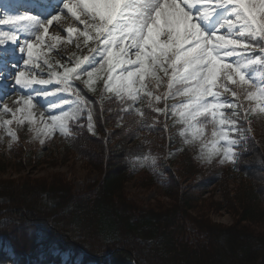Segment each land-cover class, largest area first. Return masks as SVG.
Returning a JSON list of instances; mask_svg holds the SVG:
<instances>
[{"label": "trees", "instance_id": "16d2710c", "mask_svg": "<svg viewBox=\"0 0 264 264\" xmlns=\"http://www.w3.org/2000/svg\"><path fill=\"white\" fill-rule=\"evenodd\" d=\"M79 81L74 89L88 102L94 134L74 127L56 155L76 152L101 178L79 191L60 177L21 176L20 159L15 166L0 159V264H264V115L249 116L252 131L235 164L204 168L181 139L177 117L154 122L149 109L142 106L140 118L130 104L131 113L117 121L121 107L113 94L100 93L103 81L95 91ZM31 154L23 165L48 160L42 152ZM146 154L158 158V169L143 168L150 176L138 180L158 183L167 204L142 207L126 193L129 177L140 174L131 159ZM10 169L20 174L15 181L5 178ZM195 175L201 180L188 185ZM208 191L217 193L215 202L201 198ZM221 208L230 225L208 221Z\"/></svg>", "mask_w": 264, "mask_h": 264}, {"label": "snow or ice", "instance_id": "6c2138e0", "mask_svg": "<svg viewBox=\"0 0 264 264\" xmlns=\"http://www.w3.org/2000/svg\"><path fill=\"white\" fill-rule=\"evenodd\" d=\"M8 7L4 6L0 25L10 28L0 30V49L6 54L11 45L16 56L5 61L0 72V128L10 142L18 139L9 127L14 122H27L34 138L55 132L69 136L70 121L80 118V105L86 102L79 90L76 101L58 94L71 96L74 80L89 91L102 80L121 103L146 98L147 106L159 115L167 117L171 110L183 125L179 134L191 138L184 143L199 142L200 158L208 162L219 157L222 164H235L242 155L237 148L252 131L249 116L264 115V71L254 74L256 66L264 69V0H57L50 11L25 15L10 14ZM62 16L82 27L59 28ZM53 27L58 28L55 35L50 34ZM81 40L88 54L69 57L63 65L56 61L62 71L53 70L45 50L74 42L79 49ZM41 60L49 70L47 79L37 78L36 69L43 71ZM12 91L19 93L15 109L3 104ZM177 97L182 98L179 103H166ZM161 102L163 108L158 106ZM70 103L76 107L65 110L63 105ZM37 104L47 106L46 117L41 112L36 118ZM56 109L58 114H53ZM135 111L145 115L139 108ZM5 114L12 119H3ZM88 120L92 130L90 110ZM209 126L212 139L206 140ZM135 159L141 165L154 164L148 154Z\"/></svg>", "mask_w": 264, "mask_h": 264}, {"label": "rangeland", "instance_id": "374dc122", "mask_svg": "<svg viewBox=\"0 0 264 264\" xmlns=\"http://www.w3.org/2000/svg\"><path fill=\"white\" fill-rule=\"evenodd\" d=\"M0 1L2 2L4 0H0ZM6 1L9 2L8 3L9 7L7 8V11L10 14H20V15L43 14L47 11H50L52 8V5L54 4V1H50L49 3H45L41 0H30V1L34 2V4H35L34 8H31V6L29 5V3H27L26 0L22 1V2H21V0H6ZM21 5H23L21 8L28 7L26 10L30 11V12L19 11L18 6H21ZM2 17H3V15L0 14V18H2ZM61 20H63L62 24H61ZM67 24H68V27H72V26L82 27L81 25L78 24V22H75L72 18H64L62 16L60 21H59V27L61 25H67ZM9 28H10V26H8V25H0V30H8ZM57 31H58V28L55 27L54 33H52V35H55ZM10 48H11V50L8 51L9 54L16 52V50L14 49L13 46H11ZM66 48H69V49L75 48V42L72 44H63L62 43V44L58 45L57 49L53 50L52 52H47L45 50V58L49 59L50 62L56 61L61 57V55H65L64 51ZM82 51H83V49L79 50L77 53L80 54ZM7 56L11 60H13L15 57L12 54L7 55ZM6 61H10V60L6 59ZM39 63L43 67V71L41 72L40 69H36L37 72H40V75H38L37 78L38 79L49 78L48 77V71L49 70H46L45 66L43 65V60L39 61ZM259 73H260L259 71H256L254 74L258 75ZM165 83H166V81H165ZM48 87L49 88L51 87L50 89H52L56 86L50 85ZM159 91L162 93L163 91H165V88L162 87ZM58 96H64L65 98H68L71 101L77 100V97H75L73 94L70 96L68 93L62 92V94L60 95V93H59ZM17 98H18V95H16L15 97L7 96L3 100V104L8 105L9 108L15 109V107L19 106L17 104H14V101H16ZM48 99L55 101L57 99V97H49ZM181 99L182 98L177 97L175 99H168L167 101L179 103V101ZM0 107H2V105H0ZM39 107H40L39 104H37L34 107V109H33L34 115H35V113H39L38 112ZM75 107H76L75 103H70L69 105H63V108L65 110L74 109ZM80 107L82 108V112H81L79 119L85 118L86 123L89 124L88 114H87L85 105L84 104L80 105ZM58 112H59V109L53 110V114H58ZM45 117H46V115H45ZM36 118L39 119L40 115L36 114ZM3 119H12V117L10 114H5L3 116ZM72 122H74V121H70V124ZM9 127H11V128L17 127L19 129L18 133L16 132L18 139L10 142V137L5 134L4 129L0 128V137H2V139H0V159L3 163L13 165V166H15L14 161H18L20 159L22 165H20L19 168L21 169V171L23 170L21 176L22 175L28 176L32 180H47V179H51L52 177H58V178L60 177V178L64 179L67 183H70L69 185H71L72 187H74L76 190H79V191L86 186L87 182L89 183V182L95 181V183H96V181H99V179L101 178V176L97 172H95L94 170H90V166L87 165L86 162L83 160V158H81L76 152L73 155L70 154V156H68L66 158L61 157L62 153L56 155V152L59 149H61L65 144V143L58 142V140L66 137L64 135H61L59 132L53 133L51 135V137L34 138L33 133L31 131H29V126H28L27 122H25V124L22 126H18L14 122ZM128 131H129L128 125H125L124 126V132L126 133ZM180 137L183 141L185 140V138L191 139L190 137H182V136H180ZM19 138H22V141L19 140ZM41 139H44V141H45L43 144H41V142H40ZM205 139L206 140L212 139L211 130L207 129ZM186 145L188 148L193 150L194 160L197 161L204 168H206L207 165L214 164V163L218 166L229 165L228 162H225L223 164L220 163L219 157L214 158L211 162H208L206 160L201 159L200 158V144H199V142L189 143ZM111 146H112V144L109 145V147H111ZM52 151L55 152L54 155H51ZM41 152L43 154L48 155V158H47L48 160L43 162L42 165L38 164V163L34 164L31 167H27L26 164L23 165V162H22L23 156H25V155L28 156L31 153H33L34 155H38ZM177 156H176V158H177ZM14 159H16V160H14ZM151 159L154 160V164H155L156 163L155 158H151ZM131 161L135 162L137 160L132 158ZM107 163L109 164L110 168L115 167L114 162L111 163L110 161H107ZM154 164L149 163L146 165H154ZM16 167H18V166H16ZM142 167H143V165H141L139 163L135 164V166H133V169L135 170V172L140 173V174L129 177L131 181L128 184V188L126 190V193L129 195V197L131 199H133V201L141 203L142 207H148L149 205H156L157 203L158 204H167L168 200L163 195V190H162L163 188L158 183H156V182L154 183L153 181L151 183V181H149V179H146V178H144V180L141 182V180H142L141 176L143 174H147V173L142 172V171H144V169ZM4 168H5V166H4ZM124 170H126V169H124ZM18 176L20 177V174H18L17 172H15V170H12V169L7 171L5 174V178H9L10 180L12 179L13 181L18 179ZM148 176H150V175H148ZM138 179H141V180L139 181ZM200 180H201V176L195 175L188 181V185L189 184L195 185ZM194 191H196V190H194ZM194 191H192V192H194ZM216 194L217 193H214L213 191H208V192L202 193L201 198H205L207 200V202L212 203V202H215V200H216ZM214 195H215V197H214ZM194 198H196V197H194ZM232 220H233L232 217L229 214H227L226 211H224L222 208L217 209V210H215V212H211L208 214V221L211 223L230 225L232 223ZM189 230L190 231H187L185 233L186 236L187 235L189 236V234L192 233L191 228H189Z\"/></svg>", "mask_w": 264, "mask_h": 264}, {"label": "bare ground", "instance_id": "6f19581e", "mask_svg": "<svg viewBox=\"0 0 264 264\" xmlns=\"http://www.w3.org/2000/svg\"><path fill=\"white\" fill-rule=\"evenodd\" d=\"M50 1H53V0H43V2H47V3H49ZM55 2L54 3H56V1L57 0H54ZM70 18V17H69ZM63 23V20H61V24ZM54 28L55 27H53V28H51L50 29V34H52V33H54ZM59 28H67L66 27V25H61ZM62 35H64L63 33H61ZM39 87V86H38ZM51 88V87H50ZM62 93H60V95H61ZM16 95H19V93H17V92H15V91H12L9 95H7V96H12V97H15ZM39 110H38V112L39 113H35V116H36V114H39L40 115V113L41 112H43L46 116L48 115V111H47V106L45 105V106H41L40 104H39ZM86 141V138H83L82 139V141H81V144H84V142ZM83 151V150H82Z\"/></svg>", "mask_w": 264, "mask_h": 264}]
</instances>
